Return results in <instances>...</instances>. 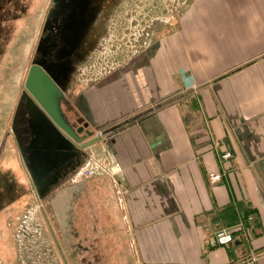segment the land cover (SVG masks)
<instances>
[{
  "label": "crops",
  "instance_id": "0c3cea01",
  "mask_svg": "<svg viewBox=\"0 0 264 264\" xmlns=\"http://www.w3.org/2000/svg\"><path fill=\"white\" fill-rule=\"evenodd\" d=\"M174 21L73 90L71 121L118 166L75 183L80 242L104 264H264V0H190ZM223 229L236 241L210 246Z\"/></svg>",
  "mask_w": 264,
  "mask_h": 264
},
{
  "label": "rangeland",
  "instance_id": "374dc122",
  "mask_svg": "<svg viewBox=\"0 0 264 264\" xmlns=\"http://www.w3.org/2000/svg\"><path fill=\"white\" fill-rule=\"evenodd\" d=\"M46 1L0 0V162L11 166L10 170L7 167L5 173H0L3 174L1 179L5 182L9 177L12 178L14 185L13 193L7 191V199L15 195L14 202L0 214V264H73L69 258L67 242L59 233L52 214L37 200L28 175L23 169L19 151L7 133ZM189 1H144L147 7L152 3L156 6L155 16L161 20L155 26L153 35L150 38L140 36L142 31L147 29L145 21L138 26L125 23L121 28H117L119 33L114 32L110 43L114 44V49L110 51L107 48L103 55L105 61L109 60L108 67H105L106 63L103 62L101 67L91 70L89 74L92 76L89 78L97 79L114 68L123 67L127 57L134 51H142L145 47L148 50L151 47L152 50L159 36L168 33L171 29L169 25L174 24V20L183 14ZM132 5L133 12L129 18L143 19L141 14L144 13V5L140 4L139 0H135ZM120 17L123 18L121 13L117 12L116 18ZM125 28L129 30L127 35L123 33ZM24 131L26 133V130ZM97 253L99 256L96 257L94 254ZM94 254L89 256L91 264H104L99 251L96 250Z\"/></svg>",
  "mask_w": 264,
  "mask_h": 264
},
{
  "label": "flooded vegetation",
  "instance_id": "af4514ba",
  "mask_svg": "<svg viewBox=\"0 0 264 264\" xmlns=\"http://www.w3.org/2000/svg\"><path fill=\"white\" fill-rule=\"evenodd\" d=\"M144 1L146 0H139V3L144 5L142 10L144 13L141 14L143 19L140 20L129 18V16H132L133 11L131 9L135 0L46 1L34 46L29 56L27 72L31 66H36L52 79L64 95L61 105L70 120L72 118L71 115H68L67 107L71 105L73 90L96 80L89 78L92 76L89 73L91 70L101 67L103 62L106 63L105 67H108L109 60L105 61L103 55L107 48L110 51L114 49V44L110 45V43L114 32L119 33L117 28H121L125 23H129L131 26H138L145 21L147 29H144L140 36L150 38L153 35L155 26L161 20L158 16H155L156 6L152 3L147 7L148 5ZM117 12H120L123 18H116ZM123 33L127 35L129 33L128 28H125ZM138 52L139 50L134 51V54ZM102 69L106 70L105 68ZM23 84L12 110L10 129L7 132L14 140L20 158L24 154L28 155L27 152H22L21 150L28 145L32 138L29 127V114L26 110L27 99L24 97L27 91L24 89ZM24 130H26V133ZM87 154L88 148L81 152L78 162H84ZM23 169L25 170L24 166ZM76 169L72 165L61 172L55 191L68 185H76L78 187V184L69 181L70 176ZM25 173L27 174L26 170ZM2 175L0 173V214L15 199V195L7 199L8 196L6 194L7 191L14 192L12 178L9 177L5 182L1 179ZM75 190L72 193L70 210L67 212V226L64 228V232H62L53 216L49 198L47 197L43 200L37 198V200L43 203L52 214L59 233L67 242L71 262L73 264H91L92 261L89 256H92L93 253L90 242L82 244L80 242L81 236L77 229L78 221L75 216V206L79 196L78 191Z\"/></svg>",
  "mask_w": 264,
  "mask_h": 264
},
{
  "label": "water",
  "instance_id": "95a60500",
  "mask_svg": "<svg viewBox=\"0 0 264 264\" xmlns=\"http://www.w3.org/2000/svg\"><path fill=\"white\" fill-rule=\"evenodd\" d=\"M27 99L31 140L21 151V160L31 186L39 200L49 198L53 216L64 232L67 212L76 185L55 191L61 172L74 165L80 167V154L101 141L80 119L72 122L64 113V95L52 79L39 67L31 66L23 84ZM19 147V146H18Z\"/></svg>",
  "mask_w": 264,
  "mask_h": 264
},
{
  "label": "built area",
  "instance_id": "2783aa9c",
  "mask_svg": "<svg viewBox=\"0 0 264 264\" xmlns=\"http://www.w3.org/2000/svg\"><path fill=\"white\" fill-rule=\"evenodd\" d=\"M101 137L100 135H97ZM102 139V137H101ZM102 141V140H101ZM231 157V154L226 152L221 155L222 159ZM118 173V166L112 163L110 156L103 152L97 154L95 152L89 151L84 163L78 167L75 172L70 176L69 181L71 183H78L90 178L99 177V176H108L114 178ZM212 181H217L219 175H210ZM252 218H249L251 220ZM236 241V238L229 230H219L210 238V246H227L231 245Z\"/></svg>",
  "mask_w": 264,
  "mask_h": 264
}]
</instances>
